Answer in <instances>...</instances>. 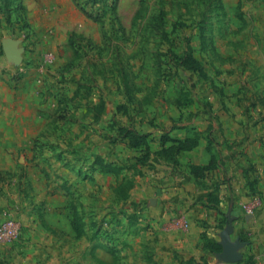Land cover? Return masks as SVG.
Listing matches in <instances>:
<instances>
[{
	"label": "rangeland",
	"instance_id": "rangeland-1",
	"mask_svg": "<svg viewBox=\"0 0 264 264\" xmlns=\"http://www.w3.org/2000/svg\"><path fill=\"white\" fill-rule=\"evenodd\" d=\"M56 30L68 32L56 72L75 82L67 100L41 97L46 128L31 146L13 133L0 146V229L19 227L0 264H162L151 209L200 145L209 160L193 177L241 175L246 216L259 210L264 0H0V75L37 74L51 52L45 75L56 69ZM4 44L19 51L12 72Z\"/></svg>",
	"mask_w": 264,
	"mask_h": 264
},
{
	"label": "crops",
	"instance_id": "crops-1",
	"mask_svg": "<svg viewBox=\"0 0 264 264\" xmlns=\"http://www.w3.org/2000/svg\"><path fill=\"white\" fill-rule=\"evenodd\" d=\"M67 33L65 31V38L62 39V34L56 30L50 37V45L63 50L58 67L46 72L41 79L35 70L16 82L8 74L0 75V146L8 141L5 135L12 133L16 137L10 140L21 146H31L36 136L46 128L43 119L46 110L41 104V97L45 96L49 102L52 98L67 100V96L72 94V89L68 87L72 88L75 82L73 77L59 80L60 73L56 72L68 60ZM4 60L7 71L12 72L17 63L9 57ZM50 88L51 93L48 92ZM208 160L209 154L203 145L183 153L182 168L169 173L162 191L157 189L161 199L152 206L151 214L155 226L152 238L160 262L246 264L252 258L254 264H264V159L259 162L263 170L258 174L260 192L263 194L262 206L249 217L246 216L245 207L250 201V190L246 188L245 181L242 182L241 175H233L222 167L209 172L204 178L193 177L190 173V165H205ZM4 163L0 161V169L4 168ZM27 169L34 173L30 166ZM239 180L241 183H237ZM4 196L0 192V222L7 208V198ZM185 224L188 225L187 229L184 228ZM229 229L232 244L245 243L244 247L238 249L242 254V260L238 263H228L219 257L224 253L223 235ZM247 238L249 241L243 242Z\"/></svg>",
	"mask_w": 264,
	"mask_h": 264
},
{
	"label": "water",
	"instance_id": "water-1",
	"mask_svg": "<svg viewBox=\"0 0 264 264\" xmlns=\"http://www.w3.org/2000/svg\"><path fill=\"white\" fill-rule=\"evenodd\" d=\"M4 50L7 55V57H14L16 58L19 55V51L15 49L10 44H4ZM231 230H227L225 232V235H223V245H224V253L221 254L219 257L228 263H238L242 260V254L238 252L239 248H242L245 246V243H235L232 244L229 240V234Z\"/></svg>",
	"mask_w": 264,
	"mask_h": 264
},
{
	"label": "built area",
	"instance_id": "built-area-1",
	"mask_svg": "<svg viewBox=\"0 0 264 264\" xmlns=\"http://www.w3.org/2000/svg\"><path fill=\"white\" fill-rule=\"evenodd\" d=\"M59 57V54L56 52H51L46 56L44 64L39 67L38 74L39 79H41L45 75V66L47 64H53L54 61ZM248 214H254L252 209L248 210ZM19 234V227L14 221H8L5 225L0 229V240L3 239H13L16 238Z\"/></svg>",
	"mask_w": 264,
	"mask_h": 264
},
{
	"label": "trees",
	"instance_id": "trees-1",
	"mask_svg": "<svg viewBox=\"0 0 264 264\" xmlns=\"http://www.w3.org/2000/svg\"><path fill=\"white\" fill-rule=\"evenodd\" d=\"M134 140V139H133ZM134 146H139V144L138 143H134ZM217 246V245H216ZM252 263V260H249V261H247L246 262V264H251ZM254 264V263H253Z\"/></svg>",
	"mask_w": 264,
	"mask_h": 264
}]
</instances>
